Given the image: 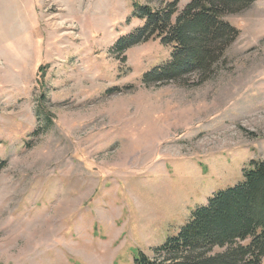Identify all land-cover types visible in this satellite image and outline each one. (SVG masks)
Segmentation results:
<instances>
[{
	"label": "rangeland",
	"instance_id": "1",
	"mask_svg": "<svg viewBox=\"0 0 264 264\" xmlns=\"http://www.w3.org/2000/svg\"><path fill=\"white\" fill-rule=\"evenodd\" d=\"M134 3L172 0H0V264L155 258L264 160V0L208 75L150 85L173 47L113 53Z\"/></svg>",
	"mask_w": 264,
	"mask_h": 264
},
{
	"label": "trees",
	"instance_id": "2",
	"mask_svg": "<svg viewBox=\"0 0 264 264\" xmlns=\"http://www.w3.org/2000/svg\"><path fill=\"white\" fill-rule=\"evenodd\" d=\"M180 1L161 11L134 3L133 17L144 26L113 47L116 54L156 40L173 47L167 64L145 74L146 85L208 75L241 35L227 17L257 0H191L175 16ZM214 249L222 251L214 254ZM154 254L140 252L134 264H264V160L250 161L240 184L198 208Z\"/></svg>",
	"mask_w": 264,
	"mask_h": 264
}]
</instances>
